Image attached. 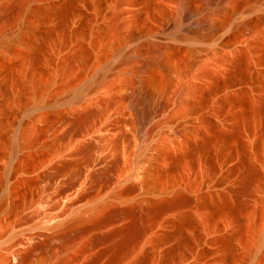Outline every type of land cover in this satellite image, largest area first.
Segmentation results:
<instances>
[{
	"label": "rangeland",
	"instance_id": "obj_1",
	"mask_svg": "<svg viewBox=\"0 0 264 264\" xmlns=\"http://www.w3.org/2000/svg\"><path fill=\"white\" fill-rule=\"evenodd\" d=\"M22 10L0 36V264H264V0ZM154 44L167 67L134 74Z\"/></svg>",
	"mask_w": 264,
	"mask_h": 264
},
{
	"label": "bare ground",
	"instance_id": "obj_2",
	"mask_svg": "<svg viewBox=\"0 0 264 264\" xmlns=\"http://www.w3.org/2000/svg\"><path fill=\"white\" fill-rule=\"evenodd\" d=\"M208 1V3H210V4H213L216 0H207ZM14 2V3H13ZM13 2H12V7L10 6V8L6 11V14L4 15V14H2L1 16H0V36L2 35L3 36V34H4V26L7 24H9L10 22H12V21H15V20H18L19 19V15H20V13H22L21 11H23L22 9H23V7L25 6V4L28 2V0H13ZM7 6V5H6ZM6 10V9H5ZM192 30H198V28H196V27H192L191 28ZM165 50V46H163V45H160V44H154V45H149L147 48H146V50H144V51H141V53H140V57H142L143 55L144 56H148L147 58H146V61L144 62V64L142 65V67H140V68H134L133 69V73L134 74H136V73H139L140 71H142V70H144V71H146V70H150L151 68H153V67H167V61H166V59H165V57L163 56V51ZM143 109V108H142ZM140 111V110H139ZM94 114V111H90V112H87V113H84V114H82V115H80V117H79V119L78 120H87V119H89L92 115ZM149 112L147 111V110H142L141 112H140V118H139V121H140V124L141 125H144L145 123H146V121H147V119L149 118ZM90 147V146H89ZM88 147V148H89ZM137 190V186H135V185H133V184H130V185H128L126 188H124L122 191H120V192H116L114 195L115 196H118V197H123V196H125V195H128V194H132L133 192H135ZM244 190H246V189H244ZM243 190V191H244ZM189 202V198L187 197V196H185V195H183V194H178L175 198H173L172 200H170V201H168V202H166V203H160V205L157 207V208H155V210H161L162 208H164L165 206L166 207H169V206H167V205H170V206H172V205H184V204H187ZM104 207H105V205H104ZM102 211H105V210H103V206H96V207H92L91 209H90V212H91V217H90V219H91V221L93 222V227L94 226H100V225H103V224H105V223H107V222H109L110 221V218L111 217H109L108 216V214H107V216H105V214H104V212H103V218H101V219H98L99 217H97ZM106 213H107V211H105ZM100 216V215H99ZM137 227H135V226H130V227H128V228H126V229H121L122 231H121V234L122 233H125V234H123V235H130V234H132L133 233V235L134 234H136V235H138V233L140 232L139 230H137L136 229ZM120 233L118 232L117 233V235H119ZM114 235H116V234H114ZM114 235L112 236V237H114ZM116 235V236H117ZM132 235V236H133ZM135 235V236H136ZM108 237V236H107ZM109 237H111V235L109 236ZM108 237V238H109ZM129 237V236H128ZM131 237V236H130ZM97 238H99V237H97ZM96 238V239H97ZM100 240V239H99ZM102 240V239H101ZM104 240V239H103ZM98 242V241H97ZM41 245L40 244H37L36 246H34V247H32L30 250H29V253L30 252H32L33 251V249H35V248H37V247H40ZM83 248H84V246H82V248H80L82 251H83ZM86 249V248H85ZM61 261V260H60ZM115 262H116V258L115 259H113L111 262H110V264H115ZM146 262V260L144 259V262H143V264ZM20 264V263H19ZM60 264H65V262L64 261H61L60 262ZM146 264V263H145Z\"/></svg>",
	"mask_w": 264,
	"mask_h": 264
}]
</instances>
